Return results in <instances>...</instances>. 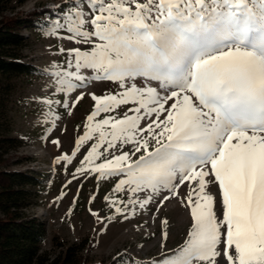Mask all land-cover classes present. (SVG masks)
Here are the masks:
<instances>
[{
    "label": "snow or ice",
    "instance_id": "1",
    "mask_svg": "<svg viewBox=\"0 0 264 264\" xmlns=\"http://www.w3.org/2000/svg\"><path fill=\"white\" fill-rule=\"evenodd\" d=\"M59 33L89 47L61 48L65 59L39 70L51 81L32 101L46 134L93 81L117 90L90 94L84 134L57 163L93 141L73 175L111 181L115 213L172 198L190 210L184 244L162 242L152 264H264V0H72L49 21Z\"/></svg>",
    "mask_w": 264,
    "mask_h": 264
},
{
    "label": "rangeland",
    "instance_id": "2",
    "mask_svg": "<svg viewBox=\"0 0 264 264\" xmlns=\"http://www.w3.org/2000/svg\"><path fill=\"white\" fill-rule=\"evenodd\" d=\"M70 3L72 0H12L5 16L23 18ZM56 17L59 16L53 19ZM21 35L27 40L22 50L23 60L40 70L65 59V55L59 52L61 48L89 47L61 38L66 33L50 35L48 28L40 33L24 29ZM50 83L42 75L36 76L31 82L20 80L12 96L11 113L12 135L21 141V146L8 156L10 170L33 173L42 181L34 199L37 204L24 210L26 216L37 217L45 224L42 258L49 261L60 258L61 262L68 250L75 249L76 258L81 264H114L118 254L126 257L129 264L133 258L136 264H152L153 258L159 257L162 251V242L164 251L183 245L192 220L190 210L178 198L165 201L159 210L153 203L143 211L137 208L135 215L129 211V218L125 219L123 215L115 213L114 208L105 200L106 196L115 199L112 192L114 184L111 181L100 180L92 174H78L74 177L73 174L80 166L79 161L83 159L82 154L93 141L81 148L80 154L71 164L63 161L57 163L63 155H72L76 140L84 134L86 117L94 109L90 94L102 96L117 90L116 86L110 81L90 83L86 89L81 90L86 93L84 99L71 109V114L62 108L56 109L61 119L56 122V128L46 134L45 129L49 126L37 124L38 106L32 101L35 97L49 95L44 89ZM76 95H79V91L73 93V97ZM53 140H58L59 146L52 143ZM189 190L184 185L180 193L186 195ZM208 191L214 195L217 214L220 215L222 198L218 185L209 184ZM164 220H167L166 225L162 223ZM165 230L168 234L166 240L162 235Z\"/></svg>",
    "mask_w": 264,
    "mask_h": 264
},
{
    "label": "trees",
    "instance_id": "3",
    "mask_svg": "<svg viewBox=\"0 0 264 264\" xmlns=\"http://www.w3.org/2000/svg\"><path fill=\"white\" fill-rule=\"evenodd\" d=\"M11 2L0 0V264H81L75 249L68 250L61 262L60 258H42L45 224L24 213L37 204L34 199L42 181L33 173L10 170L8 164L10 152L21 146V141L12 135V96L20 80L31 82L41 75L39 68L23 60L27 40L21 35L22 30L42 32L68 5L14 18L5 16Z\"/></svg>",
    "mask_w": 264,
    "mask_h": 264
}]
</instances>
